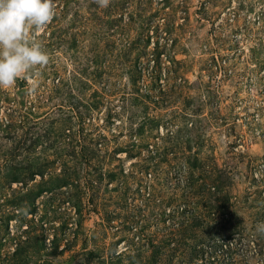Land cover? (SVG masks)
<instances>
[{"label":"rangeland","instance_id":"374dc122","mask_svg":"<svg viewBox=\"0 0 264 264\" xmlns=\"http://www.w3.org/2000/svg\"><path fill=\"white\" fill-rule=\"evenodd\" d=\"M54 5L0 88V264H263L264 0Z\"/></svg>","mask_w":264,"mask_h":264},{"label":"clouds","instance_id":"9594fccd","mask_svg":"<svg viewBox=\"0 0 264 264\" xmlns=\"http://www.w3.org/2000/svg\"><path fill=\"white\" fill-rule=\"evenodd\" d=\"M107 2L97 0L101 7ZM54 15V0H0V88L11 87L21 76L31 84L33 70L48 63L49 56L35 41V34Z\"/></svg>","mask_w":264,"mask_h":264},{"label":"trees","instance_id":"16d2710c","mask_svg":"<svg viewBox=\"0 0 264 264\" xmlns=\"http://www.w3.org/2000/svg\"><path fill=\"white\" fill-rule=\"evenodd\" d=\"M18 84H19V86H22L24 83L23 82H19Z\"/></svg>","mask_w":264,"mask_h":264},{"label":"built area","instance_id":"2783aa9c","mask_svg":"<svg viewBox=\"0 0 264 264\" xmlns=\"http://www.w3.org/2000/svg\"><path fill=\"white\" fill-rule=\"evenodd\" d=\"M262 264V263H261ZM263 264H264V261H263Z\"/></svg>","mask_w":264,"mask_h":264}]
</instances>
